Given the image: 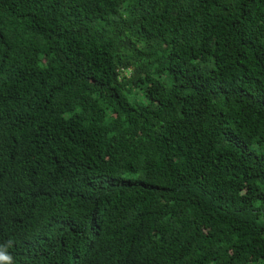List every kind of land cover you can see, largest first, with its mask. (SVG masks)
<instances>
[{
  "label": "trees",
  "instance_id": "trees-1",
  "mask_svg": "<svg viewBox=\"0 0 264 264\" xmlns=\"http://www.w3.org/2000/svg\"><path fill=\"white\" fill-rule=\"evenodd\" d=\"M0 251L264 264V0H0Z\"/></svg>",
  "mask_w": 264,
  "mask_h": 264
},
{
  "label": "clouds",
  "instance_id": "clouds-1",
  "mask_svg": "<svg viewBox=\"0 0 264 264\" xmlns=\"http://www.w3.org/2000/svg\"><path fill=\"white\" fill-rule=\"evenodd\" d=\"M12 257L6 251H0V262H8L10 264Z\"/></svg>",
  "mask_w": 264,
  "mask_h": 264
}]
</instances>
